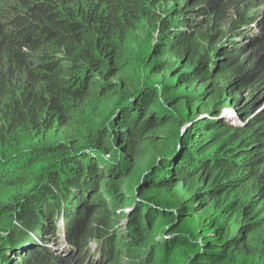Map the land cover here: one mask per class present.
<instances>
[{
	"label": "trees",
	"instance_id": "1",
	"mask_svg": "<svg viewBox=\"0 0 264 264\" xmlns=\"http://www.w3.org/2000/svg\"><path fill=\"white\" fill-rule=\"evenodd\" d=\"M234 2L0 0V264H264V15Z\"/></svg>",
	"mask_w": 264,
	"mask_h": 264
},
{
	"label": "rangeland",
	"instance_id": "2",
	"mask_svg": "<svg viewBox=\"0 0 264 264\" xmlns=\"http://www.w3.org/2000/svg\"><path fill=\"white\" fill-rule=\"evenodd\" d=\"M262 1L264 0H235L234 2V6H237L238 2H241L240 4H242L241 6H238L235 8V10H233L234 14H238V13H243L244 11H247L250 7V9L248 10L247 14L248 16H253L255 17V19L257 20L258 17L261 18L264 15V7L261 6ZM164 7H167V4H163ZM208 21L207 17H201L200 18V22H206ZM261 21H264V16L263 19H261ZM231 24V23H230ZM156 42V39L153 37L150 40H147L145 45L147 46L148 43L149 45L147 46L146 51L144 52V57H146L148 55V51H150V49L152 48V44ZM251 59V60H255L258 58V54L255 53V49L252 50L250 52V49L247 50V52L242 54V57L240 59L245 60V59ZM251 95V90H244L241 92H238L237 97L241 98V99H246L248 97H250ZM264 102V100H263ZM224 114H229V115H234L236 113V109L233 107H229V105H227L224 108L223 111ZM108 157V156H107ZM110 159V158H108ZM118 208V207H117ZM134 207L128 205L125 206L123 208H118L114 214V216L112 215V223L113 226H115L117 229H124L126 228V224L128 219H124L126 216L127 217H131L132 213H133ZM166 235V234H165ZM60 239L57 238L56 242H59ZM91 251V250H90ZM90 254H92L93 258H91L92 261L95 260V256L96 254L90 252ZM93 264V263H91Z\"/></svg>",
	"mask_w": 264,
	"mask_h": 264
},
{
	"label": "clouds",
	"instance_id": "3",
	"mask_svg": "<svg viewBox=\"0 0 264 264\" xmlns=\"http://www.w3.org/2000/svg\"><path fill=\"white\" fill-rule=\"evenodd\" d=\"M90 247V246H89ZM92 253H94V254H97L98 253V246L97 245H95V247H93V249H92ZM92 255V254H91Z\"/></svg>",
	"mask_w": 264,
	"mask_h": 264
}]
</instances>
